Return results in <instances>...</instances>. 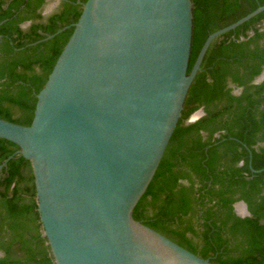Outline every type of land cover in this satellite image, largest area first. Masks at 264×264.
Returning a JSON list of instances; mask_svg holds the SVG:
<instances>
[{"label": "water", "instance_id": "water-1", "mask_svg": "<svg viewBox=\"0 0 264 264\" xmlns=\"http://www.w3.org/2000/svg\"><path fill=\"white\" fill-rule=\"evenodd\" d=\"M194 9L193 0H87L31 125L0 118V139L31 164L55 264H212L134 218L210 46L264 12L209 35L188 73Z\"/></svg>", "mask_w": 264, "mask_h": 264}, {"label": "trees", "instance_id": "trees-1", "mask_svg": "<svg viewBox=\"0 0 264 264\" xmlns=\"http://www.w3.org/2000/svg\"><path fill=\"white\" fill-rule=\"evenodd\" d=\"M86 1L63 0L44 18L46 0H0L1 119L31 125L36 96ZM193 2L188 73L209 35L264 6V0ZM263 28L264 12L212 43L134 210L136 220L212 264H264V81L253 84L264 71ZM238 88L242 93L234 95ZM200 108L205 117L187 124ZM18 149L0 139V166L13 156L0 170V264H55L42 237L31 164L15 155ZM238 202L248 217L235 213Z\"/></svg>", "mask_w": 264, "mask_h": 264}, {"label": "flooded vegetation", "instance_id": "flooded-vegetation-1", "mask_svg": "<svg viewBox=\"0 0 264 264\" xmlns=\"http://www.w3.org/2000/svg\"><path fill=\"white\" fill-rule=\"evenodd\" d=\"M62 2H63V0H59L58 1V5L56 6V9L54 10V11H48V9H47V5L49 4V0H46V3H45V6L42 8V11H41V14H42V16L44 17V18H48V17H50V16H52V15H54L55 13H57L58 11H59V9L61 8V6H62ZM29 24H26V25H24L23 27L25 28V27H27ZM264 29V28H263ZM264 81V71H263V73L259 76V77H257L254 81H253V84L254 85H258V84H261L262 82ZM232 93L234 94V95H240L241 93H242V89H233V91H232ZM260 109H262V105H260ZM205 115H206V113H205V110L203 109V108H200L199 110H197L195 113H193L192 115H191V117L188 119V121H187V124H193V123H195V122H197V121H199V120H201L202 118H204L205 117ZM206 134H204V136H205ZM240 203H244V202H238L237 204H235L234 205V211H235V213L239 216V217H241V218H245V217H248L249 215H250V213L249 214H247V211L244 209V216H242V215H240L239 213H238V209H237V206L240 204ZM247 210H248V207H247ZM248 212H249V210H248ZM4 255H3V253L2 252H0V257H3Z\"/></svg>", "mask_w": 264, "mask_h": 264}, {"label": "rangeland", "instance_id": "rangeland-1", "mask_svg": "<svg viewBox=\"0 0 264 264\" xmlns=\"http://www.w3.org/2000/svg\"><path fill=\"white\" fill-rule=\"evenodd\" d=\"M58 1L59 0H49V4L47 5V9H48V11H54L55 9H56V6L58 5ZM240 206H242L241 204H239ZM238 205V206H239ZM238 209V208H237ZM240 209H238V213L240 214V215H242V216H244L245 214V212H242L243 210H240Z\"/></svg>", "mask_w": 264, "mask_h": 264}, {"label": "bare ground", "instance_id": "bare-ground-1", "mask_svg": "<svg viewBox=\"0 0 264 264\" xmlns=\"http://www.w3.org/2000/svg\"><path fill=\"white\" fill-rule=\"evenodd\" d=\"M237 208L240 209V210H243L242 212H244V207H243V206H240V205H239V206H237ZM240 210H239V211H240Z\"/></svg>", "mask_w": 264, "mask_h": 264}, {"label": "crops", "instance_id": "crops-1", "mask_svg": "<svg viewBox=\"0 0 264 264\" xmlns=\"http://www.w3.org/2000/svg\"><path fill=\"white\" fill-rule=\"evenodd\" d=\"M0 258H2V257H0Z\"/></svg>", "mask_w": 264, "mask_h": 264}]
</instances>
